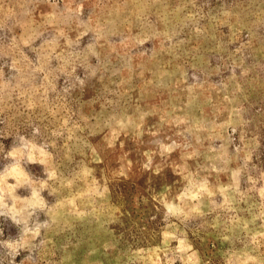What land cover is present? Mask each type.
<instances>
[{
    "label": "rangeland",
    "instance_id": "rangeland-1",
    "mask_svg": "<svg viewBox=\"0 0 264 264\" xmlns=\"http://www.w3.org/2000/svg\"><path fill=\"white\" fill-rule=\"evenodd\" d=\"M0 264H264V0H0Z\"/></svg>",
    "mask_w": 264,
    "mask_h": 264
}]
</instances>
